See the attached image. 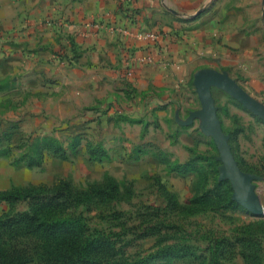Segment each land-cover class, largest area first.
Returning <instances> with one entry per match:
<instances>
[{
  "label": "rangeland",
  "instance_id": "374dc122",
  "mask_svg": "<svg viewBox=\"0 0 264 264\" xmlns=\"http://www.w3.org/2000/svg\"><path fill=\"white\" fill-rule=\"evenodd\" d=\"M201 1L196 18L209 12L237 30L227 65L215 70L264 106V0ZM8 44L0 48V147L15 156L0 157V219L31 211V199L5 198L15 190L66 181L83 191L112 180L113 198L67 211L102 238L103 260L94 264H247L241 238L249 232L264 264V215L234 201L231 182L220 180V153L201 120L183 124L201 109L194 76L213 69L214 56L186 70L184 82L164 84L133 74L96 78L74 65L77 53L50 69L45 54L23 56L20 44ZM211 91L233 156L256 177L264 207V120L224 90ZM37 142L59 151L44 147L39 166L18 164Z\"/></svg>",
  "mask_w": 264,
  "mask_h": 264
},
{
  "label": "crops",
  "instance_id": "0c3cea01",
  "mask_svg": "<svg viewBox=\"0 0 264 264\" xmlns=\"http://www.w3.org/2000/svg\"><path fill=\"white\" fill-rule=\"evenodd\" d=\"M205 2L0 0V48L14 42L23 56L30 55L29 49L35 58L45 54L50 69L61 63L60 56L77 53L74 65L99 79L124 81L130 71L134 81L184 82L186 70L210 63L201 62L204 56L215 57L210 68L225 67L237 31L225 17L207 12L196 18ZM140 32L156 33L159 39L139 41L134 35ZM149 56L152 63L138 62Z\"/></svg>",
  "mask_w": 264,
  "mask_h": 264
},
{
  "label": "trees",
  "instance_id": "16d2710c",
  "mask_svg": "<svg viewBox=\"0 0 264 264\" xmlns=\"http://www.w3.org/2000/svg\"><path fill=\"white\" fill-rule=\"evenodd\" d=\"M27 147L16 161L28 167L42 163L44 147L53 153L59 151L53 145L41 147L40 142ZM11 156H15L11 147H0V157ZM109 181L83 191L61 181L54 188H28L5 194L8 200L31 199L32 208L0 219V264H94L103 260L102 238L84 231L82 219H71L67 211L89 201L113 198L116 188ZM253 235L249 232L242 236L241 252L247 264H261V251Z\"/></svg>",
  "mask_w": 264,
  "mask_h": 264
},
{
  "label": "water",
  "instance_id": "95a60500",
  "mask_svg": "<svg viewBox=\"0 0 264 264\" xmlns=\"http://www.w3.org/2000/svg\"><path fill=\"white\" fill-rule=\"evenodd\" d=\"M194 86L201 103V109L193 111L187 122L191 125L194 120H201L202 131L213 138L219 153L220 180L228 179L234 190L233 199L255 216L264 215V207L259 196L255 192L253 181L256 177L244 172L235 160L229 137L224 133L217 108L212 96V88L217 87L224 90L241 104H243L254 115L264 120V106L252 98L235 80L227 73L215 69H201L194 76Z\"/></svg>",
  "mask_w": 264,
  "mask_h": 264
},
{
  "label": "built area",
  "instance_id": "2783aa9c",
  "mask_svg": "<svg viewBox=\"0 0 264 264\" xmlns=\"http://www.w3.org/2000/svg\"><path fill=\"white\" fill-rule=\"evenodd\" d=\"M134 38L139 41H148V40L156 41L159 39V35L156 33H151V32H140V33H136L134 35ZM142 61L152 62V59L149 57H146V58H143ZM127 74L132 75V72L129 71Z\"/></svg>",
  "mask_w": 264,
  "mask_h": 264
}]
</instances>
